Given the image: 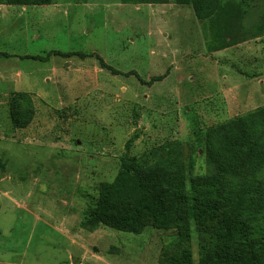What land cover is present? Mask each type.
I'll return each mask as SVG.
<instances>
[{"label":"rangeland","instance_id":"obj_1","mask_svg":"<svg viewBox=\"0 0 264 264\" xmlns=\"http://www.w3.org/2000/svg\"><path fill=\"white\" fill-rule=\"evenodd\" d=\"M219 1L200 20L191 0H0V264H225L215 220L144 219L124 231L95 215L103 184L130 176L123 157L155 165L169 142L188 160L194 129L264 106V0ZM52 50L95 55L26 57ZM96 54L146 81L167 76L149 85ZM16 91L35 101L26 127L12 121ZM214 170L200 156L193 172L229 189L234 209L252 192L264 212V159L206 179Z\"/></svg>","mask_w":264,"mask_h":264},{"label":"trees","instance_id":"obj_2","mask_svg":"<svg viewBox=\"0 0 264 264\" xmlns=\"http://www.w3.org/2000/svg\"><path fill=\"white\" fill-rule=\"evenodd\" d=\"M9 5L51 4L52 0H4ZM186 2V0H180ZM195 15L200 20L212 17L220 6L219 0H191ZM53 55L87 57L80 51L64 52L52 50L47 57L27 54V58L46 59ZM1 56H9L0 52ZM100 65L114 74H135L149 85L162 80L167 73L144 80L135 71L122 72L108 64L97 55ZM36 114L32 93L16 91L11 100V116L16 127H26ZM195 151L188 160L174 153L175 143H165L159 150L168 152L155 165L146 163L144 156L123 157L122 170L130 173L124 180L103 184L97 200L96 221L106 222L120 230L134 231L148 219L151 223L174 221L180 223L189 216L197 219L203 226L207 220L219 223L222 244L218 259L225 263L230 260L249 258L264 262V212L260 209L254 193L233 208L231 191L225 186H209L198 182L204 178L193 171L198 157L203 156L215 170L206 179H217L220 169L226 165L236 172H243L251 165L264 159V106L232 118L223 124L207 130L198 128L191 133ZM132 139L128 141L127 148ZM199 150L203 151V155ZM150 151L148 154H153ZM173 154V155H172ZM175 154H178L175 156ZM201 225V226H202ZM207 228H214L208 225ZM206 232L205 228H200ZM180 238L174 234L169 242Z\"/></svg>","mask_w":264,"mask_h":264}]
</instances>
